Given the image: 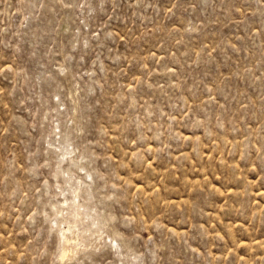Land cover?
<instances>
[{"label": "rangeland", "instance_id": "obj_1", "mask_svg": "<svg viewBox=\"0 0 264 264\" xmlns=\"http://www.w3.org/2000/svg\"><path fill=\"white\" fill-rule=\"evenodd\" d=\"M0 264H264V0H0Z\"/></svg>", "mask_w": 264, "mask_h": 264}, {"label": "bare ground", "instance_id": "obj_2", "mask_svg": "<svg viewBox=\"0 0 264 264\" xmlns=\"http://www.w3.org/2000/svg\"><path fill=\"white\" fill-rule=\"evenodd\" d=\"M79 208H80V205H76L75 212L77 216H79L80 214ZM76 234H77V231L75 230L74 227H71V226H69L66 230H62V239H63L64 245L70 244L72 241L78 239L79 235L77 234L76 236ZM67 251H70V248L64 247L62 251V257H64L67 254Z\"/></svg>", "mask_w": 264, "mask_h": 264}]
</instances>
